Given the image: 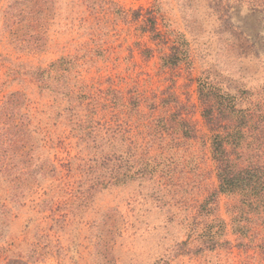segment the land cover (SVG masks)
Segmentation results:
<instances>
[{
	"label": "rangeland",
	"instance_id": "1",
	"mask_svg": "<svg viewBox=\"0 0 264 264\" xmlns=\"http://www.w3.org/2000/svg\"><path fill=\"white\" fill-rule=\"evenodd\" d=\"M201 81L264 138V0H0V264H264Z\"/></svg>",
	"mask_w": 264,
	"mask_h": 264
},
{
	"label": "trees",
	"instance_id": "2",
	"mask_svg": "<svg viewBox=\"0 0 264 264\" xmlns=\"http://www.w3.org/2000/svg\"><path fill=\"white\" fill-rule=\"evenodd\" d=\"M151 31H156V28ZM164 59V66H177L183 61V56L174 51L166 54ZM38 75L42 79L45 77L43 72ZM111 93L117 99L118 92L112 91ZM199 93L202 105H204V116L208 120L226 119L232 122L230 127H225L228 128L226 139L222 137L220 140V134H218L214 150L219 188L223 193L241 196L240 216L249 220L250 214L261 213L264 208V150H262L264 138L259 132H255L253 137V132L249 128L256 120H254V114L239 109L236 96L227 94L224 96L220 94L215 85L203 81L200 82ZM10 109L9 105L4 107L2 114H7ZM215 111H217L216 117H214ZM255 130L256 127H253V131ZM262 132H264V127ZM252 137L254 143H257L254 148L248 144V140ZM226 143L231 146L232 150L225 147ZM234 154H236L235 157H233Z\"/></svg>",
	"mask_w": 264,
	"mask_h": 264
}]
</instances>
